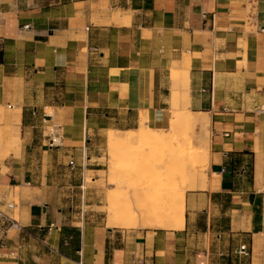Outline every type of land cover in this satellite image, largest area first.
<instances>
[{
    "label": "crops",
    "instance_id": "1",
    "mask_svg": "<svg viewBox=\"0 0 264 264\" xmlns=\"http://www.w3.org/2000/svg\"><path fill=\"white\" fill-rule=\"evenodd\" d=\"M0 50V264H264V0H0ZM179 112L182 227L109 224L100 146Z\"/></svg>",
    "mask_w": 264,
    "mask_h": 264
},
{
    "label": "rangeland",
    "instance_id": "2",
    "mask_svg": "<svg viewBox=\"0 0 264 264\" xmlns=\"http://www.w3.org/2000/svg\"><path fill=\"white\" fill-rule=\"evenodd\" d=\"M186 125L187 123L181 124L178 135L173 137L170 127L164 132L157 131L162 138L167 135L172 141L164 139L161 143L149 144V148H146L147 145L140 140L123 141V137L113 143L108 141L107 151L104 146H100L101 153H103L102 158L92 161L94 167L102 171L99 175L87 173L84 178L82 177L78 191H88L95 179L99 178L97 187H92L99 191L93 200L98 203L101 200L104 210L108 213L111 205H115L116 201L127 202L126 199H128L130 200L129 207L135 204L136 212L133 215L125 212L121 215L122 221L125 224L132 221L129 225L144 224L145 212L149 214L158 201L166 202L173 195L171 192H175V186H184L188 190V188H193L195 180L199 182L202 177L207 176L206 163L198 152L190 151L183 160L181 159V162L178 161L181 156L182 143L186 141L190 148H194L191 146L192 134L187 130ZM177 143L180 144L179 147ZM104 152H107L105 159ZM98 162L99 165H96ZM109 194L114 195L110 197ZM88 203L87 198L86 204ZM149 222L157 224L154 220H149Z\"/></svg>",
    "mask_w": 264,
    "mask_h": 264
},
{
    "label": "bare ground",
    "instance_id": "3",
    "mask_svg": "<svg viewBox=\"0 0 264 264\" xmlns=\"http://www.w3.org/2000/svg\"><path fill=\"white\" fill-rule=\"evenodd\" d=\"M185 123H186V118H185L184 113L179 112L175 114L173 120L171 121V127H170V130H171L170 133L172 137L178 133V129L180 125L185 124ZM120 135L121 133L110 132L108 135L109 143H113L114 141H117L118 139L119 140L122 139ZM123 136H124L123 141L140 140V142H143L144 144L147 145L146 148H149V144H156L159 142L161 143L164 139H170V137L167 135L166 137L162 138L161 137L162 135L160 133H158L154 129L152 130L149 128L147 129L142 128L139 131L125 132L123 133ZM177 145L179 147L180 144L177 143ZM181 146H182L181 156H180V159L178 160L180 162L183 160V158H185L188 152L192 151V149L189 146V143L186 141L182 143ZM181 164L183 166L184 161ZM174 189H175V192L174 191L171 192V194L173 195L170 196V198L166 202H164L163 200H162L163 202L158 201L155 204V208L152 211H150L149 214L148 212H145V222L146 223L144 222V224L150 225L151 223L149 222V220H154L157 224H151V226H154V225L156 227L170 226L174 228L182 227L183 221H184V214H185V188L184 186H181V187L175 186ZM109 195L111 197V195H114V194H109ZM126 200L127 202H125L124 200H121V201H116L115 205L113 204L111 205V208L109 209V224L111 225L116 224V225L121 226L125 224L121 218L122 214H124L125 212L127 213L129 212L131 213V215H133L136 212L135 204L129 207L130 200L128 199Z\"/></svg>",
    "mask_w": 264,
    "mask_h": 264
},
{
    "label": "built area",
    "instance_id": "4",
    "mask_svg": "<svg viewBox=\"0 0 264 264\" xmlns=\"http://www.w3.org/2000/svg\"><path fill=\"white\" fill-rule=\"evenodd\" d=\"M55 144V140L54 139H51L50 140V146H53ZM70 166L73 167L74 166V163L71 161L70 162ZM237 252L241 255H244V256H248L249 255V251H248V247L246 244H243L240 246L239 250H237Z\"/></svg>",
    "mask_w": 264,
    "mask_h": 264
},
{
    "label": "trees",
    "instance_id": "5",
    "mask_svg": "<svg viewBox=\"0 0 264 264\" xmlns=\"http://www.w3.org/2000/svg\"><path fill=\"white\" fill-rule=\"evenodd\" d=\"M2 62H3V52L2 50H0V63ZM77 240H76V249H79V242L77 243Z\"/></svg>",
    "mask_w": 264,
    "mask_h": 264
}]
</instances>
